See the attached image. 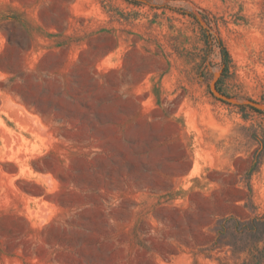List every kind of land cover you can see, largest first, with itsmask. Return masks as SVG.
I'll list each match as a JSON object with an SVG mask.
<instances>
[{
  "label": "rangeland",
  "instance_id": "374dc122",
  "mask_svg": "<svg viewBox=\"0 0 264 264\" xmlns=\"http://www.w3.org/2000/svg\"><path fill=\"white\" fill-rule=\"evenodd\" d=\"M0 264H264V0H0Z\"/></svg>",
  "mask_w": 264,
  "mask_h": 264
},
{
  "label": "water",
  "instance_id": "95a60500",
  "mask_svg": "<svg viewBox=\"0 0 264 264\" xmlns=\"http://www.w3.org/2000/svg\"><path fill=\"white\" fill-rule=\"evenodd\" d=\"M213 88V92L216 96L220 97V98H227L224 94H222L216 87V83H213L212 85Z\"/></svg>",
  "mask_w": 264,
  "mask_h": 264
},
{
  "label": "trees",
  "instance_id": "16d2710c",
  "mask_svg": "<svg viewBox=\"0 0 264 264\" xmlns=\"http://www.w3.org/2000/svg\"><path fill=\"white\" fill-rule=\"evenodd\" d=\"M223 53H226V50H225V48L223 47Z\"/></svg>",
  "mask_w": 264,
  "mask_h": 264
}]
</instances>
